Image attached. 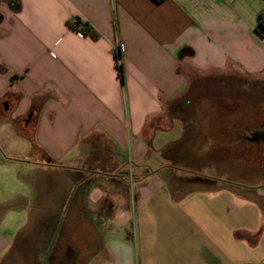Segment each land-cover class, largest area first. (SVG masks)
<instances>
[{
	"label": "crops",
	"instance_id": "obj_1",
	"mask_svg": "<svg viewBox=\"0 0 264 264\" xmlns=\"http://www.w3.org/2000/svg\"><path fill=\"white\" fill-rule=\"evenodd\" d=\"M260 15L264 0H0V264H264V189L222 180L258 168L255 142L212 127L229 88L206 79H264Z\"/></svg>",
	"mask_w": 264,
	"mask_h": 264
},
{
	"label": "rangeland",
	"instance_id": "obj_2",
	"mask_svg": "<svg viewBox=\"0 0 264 264\" xmlns=\"http://www.w3.org/2000/svg\"><path fill=\"white\" fill-rule=\"evenodd\" d=\"M226 77V78H225ZM207 79L209 82L219 81L223 82L226 87L229 88L228 94L229 97L227 98V101H224L225 104H227L225 107L221 106L223 109V114H221V120L223 117H225L226 122L222 124V121H215L214 118H211L210 124H212V127H218L220 124L221 131H227L228 135L230 136V139L234 137L235 135H238L243 131L244 127L251 126L255 123H259L264 118V79L260 78H250L240 73H233L229 76H224V78H219V76H212L209 78H203L201 76H195L190 75L188 79V87L195 85L194 83H199L200 81H203ZM185 96L182 97V99ZM181 103H183V100H181ZM253 106V107H252ZM259 107V109H258ZM213 111L217 110L219 112L220 109H217L215 107H212ZM226 110V111H225ZM214 111V112H215ZM227 112V115H226ZM218 129V128H217ZM220 129L218 131H220ZM237 149V148H236ZM3 156V155H2ZM245 158V157H244ZM258 168L256 169H248L243 170V174L240 173L237 170L227 169L229 170L228 176L223 177V181H227V185H231V187L237 189L239 186H244V184H256L260 183V187L264 189V164H257ZM237 172H239L240 175H236ZM206 173V174H205ZM205 175L208 173L205 171ZM195 174V173H194ZM191 176L192 178H197L198 176ZM35 219H30L27 217H23L21 215H13L11 212L3 217V224L8 225L11 224L13 234H27L30 236L34 225L36 224ZM102 221L107 224L106 219H102ZM61 227L68 226L69 219H67L65 216L61 218L60 221ZM69 227V226H68ZM74 234V233H72ZM71 235V241L73 243L75 242H81L78 239L77 235ZM27 236V237H28ZM85 236L84 234L79 235ZM69 237V236H68Z\"/></svg>",
	"mask_w": 264,
	"mask_h": 264
},
{
	"label": "flooded vegetation",
	"instance_id": "obj_3",
	"mask_svg": "<svg viewBox=\"0 0 264 264\" xmlns=\"http://www.w3.org/2000/svg\"><path fill=\"white\" fill-rule=\"evenodd\" d=\"M244 131L250 133L251 137H249V139H253L255 142L256 148H253L255 152L251 153L252 160L256 162L255 164H264V118L259 123L244 127L243 132ZM239 138H242L243 140L246 139L245 133H241ZM66 261L68 263L69 259L67 258Z\"/></svg>",
	"mask_w": 264,
	"mask_h": 264
},
{
	"label": "trees",
	"instance_id": "obj_4",
	"mask_svg": "<svg viewBox=\"0 0 264 264\" xmlns=\"http://www.w3.org/2000/svg\"><path fill=\"white\" fill-rule=\"evenodd\" d=\"M155 3H161L164 0H153ZM79 24V22H78ZM77 24V25H78ZM256 28L259 30V32L264 35V16L260 15L258 17V22L256 25ZM80 32L82 35H88L90 36L92 39H96L97 38V33L95 31H93L90 27H88L85 24H81L80 25ZM116 58L118 59V64H119V69H120V75L122 76V72H121V63H120V55H119V51L116 53Z\"/></svg>",
	"mask_w": 264,
	"mask_h": 264
}]
</instances>
